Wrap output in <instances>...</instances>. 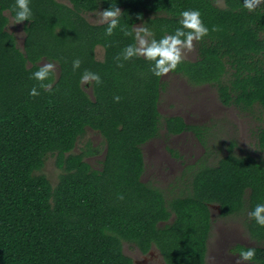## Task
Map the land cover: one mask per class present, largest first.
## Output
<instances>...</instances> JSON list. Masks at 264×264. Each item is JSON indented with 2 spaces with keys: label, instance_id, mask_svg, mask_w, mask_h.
Listing matches in <instances>:
<instances>
[{
  "label": "trees",
  "instance_id": "1",
  "mask_svg": "<svg viewBox=\"0 0 264 264\" xmlns=\"http://www.w3.org/2000/svg\"><path fill=\"white\" fill-rule=\"evenodd\" d=\"M69 1L30 0L20 47L7 29L16 0H0V264H134L125 242L143 253L158 248L167 264H208L214 204L222 217L243 214L259 243L236 244L232 252L254 249L249 262L264 264V226L251 216L264 204L263 160L235 153L232 144L217 163L179 177L181 191L170 197L142 179V146L162 127L168 135L194 132L203 143L208 129L179 115L162 119L163 74L139 51L136 30L141 22L148 48L177 28L192 31L180 24L181 13L199 11L208 32L192 36L198 57H181L171 71L215 86L225 106L264 116V4L250 11L244 0L224 7L214 0ZM116 8L119 15L103 23L85 16ZM44 59L59 72L50 68L39 79ZM88 128L106 142L101 169L86 161L99 147L73 152ZM257 140L264 152V126ZM49 156L61 169L57 183L44 172Z\"/></svg>",
  "mask_w": 264,
  "mask_h": 264
},
{
  "label": "rangeland",
  "instance_id": "2",
  "mask_svg": "<svg viewBox=\"0 0 264 264\" xmlns=\"http://www.w3.org/2000/svg\"><path fill=\"white\" fill-rule=\"evenodd\" d=\"M69 3V0H59ZM217 6L224 7L225 0H214ZM104 9L86 12V18L92 23H103L111 19H104ZM9 24L7 29L15 34L17 43L23 47L25 31L21 22L7 12ZM138 31L139 51L144 54L149 39L144 35L142 23L136 24ZM143 41V43H141ZM191 49L183 43L179 45L180 56L194 60L198 57V44L196 37L191 39ZM97 58L104 59L105 51L102 46L96 49ZM45 65H51L57 73L59 65L49 60L41 61ZM163 86L159 102V110L162 119L167 116H182L187 123L206 128L205 143L194 132H186L180 135H168L165 128H161L160 134L142 146L145 157V171L143 180L161 188L167 195L176 196L181 190L173 185L183 174L190 172L192 167L204 162L215 164L227 152V148L235 145V153H249L264 161V152L258 146L257 132L264 126V116L258 110L242 111L235 106H225L221 103L215 86L211 84L194 85L184 76L169 70L163 74ZM85 80L86 89L92 95V88ZM204 134V135H205ZM99 147V151L88 155L86 161L94 168L102 167V161L106 153V142L98 131L87 129L86 135L81 138L74 149V153L87 150L88 144ZM44 172L53 183H57L61 169L56 164V157L49 156ZM179 185V184H177ZM176 186V185H174ZM213 226L208 241V264H237L238 254L232 252L236 244L257 246L259 243L252 239L247 227L246 217L238 216L222 217L218 205H211ZM124 253L130 256L134 262L146 264H166L160 250L154 247L148 253H143L138 246L131 242L124 243ZM151 251L153 252L151 254ZM240 264H251L249 261H240Z\"/></svg>",
  "mask_w": 264,
  "mask_h": 264
},
{
  "label": "clouds",
  "instance_id": "3",
  "mask_svg": "<svg viewBox=\"0 0 264 264\" xmlns=\"http://www.w3.org/2000/svg\"><path fill=\"white\" fill-rule=\"evenodd\" d=\"M30 0H16L15 11V20L16 22L30 20L32 16L31 9L29 8ZM258 4H264V0H244V7L248 10H253ZM120 9H105L102 13L103 18L107 19L109 17L118 16ZM183 20L180 21V24L184 25V29H191L192 31H182L180 28H177L174 35L164 36L159 44H156L154 41L153 44L147 49L142 51L147 58L155 60L156 71L155 75L160 76L166 74L169 70L175 69L177 64L181 61L180 48L178 47L183 43V45L191 49V39L195 33L197 36L205 34L208 32V29L204 28L201 24L200 13L197 10H186L181 13ZM116 20L111 21V26H115ZM111 26L108 31L111 32ZM194 30V32H193ZM184 37V39H181ZM143 43V41H141ZM159 57V59H157ZM51 68V65H46L40 71L35 72V77L43 79L47 76L48 70ZM98 79V76L96 77ZM85 80L88 79V76L84 77ZM32 94H35L33 90ZM118 99V97H117ZM251 216L254 217L255 221L264 226V204H257L255 211L251 213ZM255 255V250L249 248L248 250H242L239 253L237 259V264H240V261H251Z\"/></svg>",
  "mask_w": 264,
  "mask_h": 264
},
{
  "label": "flooded vegetation",
  "instance_id": "4",
  "mask_svg": "<svg viewBox=\"0 0 264 264\" xmlns=\"http://www.w3.org/2000/svg\"><path fill=\"white\" fill-rule=\"evenodd\" d=\"M162 78H163V75H162ZM187 122V121H186ZM190 132V131H189ZM206 132V131H205ZM183 133H186V132H182V133H180V134H183ZM180 134H175V135H180ZM196 167L197 166H195V167H193L194 168V170L196 169ZM193 168L192 169H190V174H191V172H193L192 170H193ZM143 177V176H142ZM143 179V178H142ZM175 187H177L178 189H180V187L178 186V185H176ZM175 187H173L174 189H175ZM211 207V206H210ZM174 215L170 218V220L172 221L173 219H174ZM161 224H164V222H162ZM153 252L151 251V254H152ZM165 259V258H164ZM147 261V259L145 260V261H143V262H134V264H146L145 262ZM166 262V261H165ZM167 264V263H166Z\"/></svg>",
  "mask_w": 264,
  "mask_h": 264
}]
</instances>
